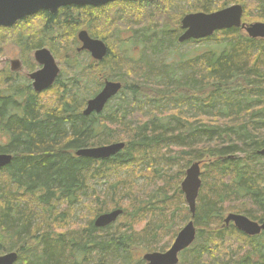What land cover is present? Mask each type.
Here are the masks:
<instances>
[{"label":"trees","instance_id":"1","mask_svg":"<svg viewBox=\"0 0 264 264\" xmlns=\"http://www.w3.org/2000/svg\"><path fill=\"white\" fill-rule=\"evenodd\" d=\"M233 5L243 7V22L264 21V0H139L42 12L41 25L0 29L13 32L26 55L48 47L56 58L61 51L74 58L50 90L51 105L0 79V154L13 156L0 169V255L16 251L17 264H143L138 251L164 253L183 218L197 236L180 264H264V233L249 238L224 219L232 211L264 222V40L231 29L178 42L187 14ZM82 30L108 46L102 62L76 52ZM124 32L133 37L123 40ZM192 43L204 45L202 53L177 58ZM137 46L143 50L134 58ZM106 81L123 89L102 114L84 116ZM191 108L202 113L188 115ZM115 143L125 149L110 159L76 156ZM194 163L204 173L192 219L181 184ZM79 205L84 214L75 218ZM115 210L123 211L116 223L95 226Z\"/></svg>","mask_w":264,"mask_h":264},{"label":"water","instance_id":"2","mask_svg":"<svg viewBox=\"0 0 264 264\" xmlns=\"http://www.w3.org/2000/svg\"><path fill=\"white\" fill-rule=\"evenodd\" d=\"M139 0H0V28H11L17 22L36 15L39 12H48L56 15L60 9L67 7H92L102 8L116 2H137ZM244 9L240 5H234L224 10L206 13H192L186 15L181 21L182 34L178 38L180 44L190 41H202L209 39L220 31L242 29L249 38L264 40V23L247 25L242 22ZM81 47L79 53L87 52L96 62H102L108 54V46L105 42L93 39L87 31H80L77 35ZM36 61L43 67L42 70L31 75L36 93L48 91L55 84L60 74V69L52 53L42 49L35 54ZM17 62L14 63L17 66ZM16 68V67H15ZM123 85L119 82L106 81L102 90L87 102L83 115L90 117L94 114H102L111 100L117 97ZM125 149L124 143H115L108 146L81 149L76 152L77 157L93 160H107L117 156ZM264 156V149L258 152ZM13 160L12 155L0 154V169L7 167ZM202 188L201 163H194L186 171V177L181 184L185 202L194 219L197 211V201ZM123 215L122 210H115L99 216L95 220L97 228H107L118 221ZM225 224L234 227L248 237H257L264 233V222L258 223L246 216L229 214ZM197 229L191 220L178 233L173 245L165 253H148L143 256L144 264H179L180 255L191 248L195 243ZM18 253L11 252L0 255V264H17Z\"/></svg>","mask_w":264,"mask_h":264},{"label":"rangeland","instance_id":"3","mask_svg":"<svg viewBox=\"0 0 264 264\" xmlns=\"http://www.w3.org/2000/svg\"><path fill=\"white\" fill-rule=\"evenodd\" d=\"M178 5H182L183 6V11H184V9L186 11L189 10V8L187 7V4L185 2L181 3V4L178 3ZM117 13H119V12L117 11L116 14ZM40 20H41V18L40 19L39 18H35V19H32L31 23H32L33 26L36 27V25H39V24L41 25L42 24ZM134 23H136V22H134ZM244 23H246V22H244ZM256 23H264V21H251V22H247L246 24L247 25H252V24H256ZM128 25L131 26V22L130 21L128 22L127 26ZM180 27H181V25H180ZM22 28L24 29V26H22ZM17 31H18V29L15 32L17 33ZM13 34H14L13 32L0 31V79L1 80L2 79L5 80L6 77H8V78L12 79V81H9V82L14 83V82L17 81L16 85L20 84V83L25 85L26 84L25 82H27L29 80V75L31 74V71L29 69L31 68L32 71H36L38 69V66L36 65V63L34 61L33 54L31 56V54H30L31 52L29 53V55H26V52H23V50L15 42H13V39H10L11 35H13ZM131 35L132 34L130 32L129 33L124 32V33L121 34V38L123 40L129 39V38L133 37ZM116 42L117 41L115 40V44H113L114 53L115 54L118 53V48H117V43ZM79 47H80V44L78 45V48ZM44 48L49 50L48 47H44ZM142 50H143V48L139 47V46H137L136 48H132L133 57L134 58H137V57L139 58L140 54L142 53ZM203 50H204V45H202V44H198L197 45V44H193L192 43V44L182 45V47L178 48L177 58H178V56L183 55L185 58L189 59V58H191V57H193L195 55L201 54ZM84 53H86V52H84ZM147 53L150 54V52H147ZM67 54L71 55L72 52L71 53H67ZM79 54H81V53H79ZM65 55H66L65 52L61 51V54L59 56L61 59L56 58V61H57L58 65H59V67L61 69V72L66 71L68 73V72H70V68H69L67 63L69 61L73 63L74 62V58L70 59V57H67V61H66ZM78 59L84 65H86L87 63L88 64H93L91 61H88V58H84L83 55H80V58H78ZM15 62H17L18 64H17V67L15 68V70L12 71ZM108 73H109V71L105 72L104 74H108ZM13 79H15V80H13ZM99 79L101 80L102 76L99 77ZM103 82H104V80H103ZM19 87H21V85H19ZM56 98L57 97L51 91H49L48 93H44L43 95L40 96L41 101L47 103L48 105L52 104L50 102V100L54 101ZM118 103H119V101L112 102L113 105L118 104ZM165 108L168 109V110L178 109V108H180V105L179 104L178 105L177 104L174 105L173 103H168L165 106ZM207 111H210V112L214 113V112H216V108H214V109L211 108L210 110H207ZM200 113H202L201 110L199 112L196 108L195 109L191 108V109L187 110V114L191 115V116L192 115L197 116ZM143 169H145V168L142 167V171H143ZM139 171L141 172V169ZM201 172H202V175H203L204 169H202ZM135 177H137V176H135ZM201 178H202V176H201ZM135 181H136L137 185H140V186L142 185L143 186L146 183L145 182L146 178L138 176L135 179ZM96 188L99 191H101L103 188H105V184H101L99 186H96ZM78 207H79V210L76 212L75 218H77V217L79 218V216H83V214H84L83 210H82V206L79 205ZM229 214H237V213L232 212V211H227L225 213V215H224V219H226V217ZM181 222H183V226H185L186 223H184L185 221H183V218L179 221V223H181ZM80 223H82L81 225H84L86 223V220H83ZM251 238H254V237H251ZM242 240L244 241L245 239H240V238H238L236 236L235 237L236 245L239 246V247H244L245 245L242 244V243H244ZM174 241L175 240L171 241V243L168 244V248H167V250L165 252H167L170 249V247L173 245ZM14 252H16V251H14ZM159 253H161V252H159ZM145 254H147V253L142 252L140 250L135 255V257H136V259H141L142 260V258H143V256Z\"/></svg>","mask_w":264,"mask_h":264},{"label":"flooded vegetation","instance_id":"4","mask_svg":"<svg viewBox=\"0 0 264 264\" xmlns=\"http://www.w3.org/2000/svg\"><path fill=\"white\" fill-rule=\"evenodd\" d=\"M68 8H76V9H84V8H92V7H68ZM64 9V8H63ZM62 9H60L59 10V12L61 11ZM59 12L56 14V15H58L59 14ZM42 12H39V13H37L36 15H34V16H32V17H28V18H25V19H23V20H21V21H19V22H17L13 27H11V28H0V29H11V31L12 30H17V29H19L20 27H21V24L23 23V24H29V23H31V21H32V19H35V18H41V16H40V14H41ZM46 13H48V12H46ZM48 14H50V13H48ZM51 15V14H50ZM54 16V15H53ZM88 32V31H87ZM42 49H46V48H41V49H36V50H34L33 52H31L30 54H31V56H32V54H33V58H34V61H35V63H36V65L38 66V69L36 70V71H32V69L30 68L29 70L31 71V74L29 75V80L27 81V82H25L26 84L24 85L26 88L28 87V88H30V90H31V92H33L34 94H36V95H42V93L41 94H38V93H36V91H35V89H34V82H33V80L31 79V75H33L34 73H36V72H38V71H40V70H42V66L36 61V58H35V54H36V52L37 51H39V50H42ZM48 50V49H47ZM49 51H50V49H49ZM51 52V51H50ZM52 53V52H51ZM52 55H53V53H52ZM54 56V55H53ZM54 58H55V61H56V57L54 56ZM56 63H57V61H56ZM57 65H58V63H57ZM15 67H17V66H13V69H12V71H14L15 70ZM58 67H59V65H58ZM60 69V68H59ZM61 69H60V74H59V76H58V79H59V77H60V75H61ZM58 79L56 80V82L58 81ZM6 80L7 81H12V79H10V78H8V77H6ZM13 80H15V79H13ZM17 82V81H16ZM16 82H14V83H16ZM56 82H55V84H56ZM55 84L52 86V88L55 86ZM23 88V87H22ZM52 88H50L48 91H46V92H43V94L44 93H48ZM230 225H233V224H230ZM234 226V225H233Z\"/></svg>","mask_w":264,"mask_h":264},{"label":"bare ground","instance_id":"5","mask_svg":"<svg viewBox=\"0 0 264 264\" xmlns=\"http://www.w3.org/2000/svg\"><path fill=\"white\" fill-rule=\"evenodd\" d=\"M110 48H111V46H110ZM60 68V67H59ZM42 95H43V93H42ZM41 96V95H40ZM105 146V145H104Z\"/></svg>","mask_w":264,"mask_h":264}]
</instances>
